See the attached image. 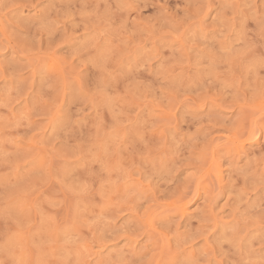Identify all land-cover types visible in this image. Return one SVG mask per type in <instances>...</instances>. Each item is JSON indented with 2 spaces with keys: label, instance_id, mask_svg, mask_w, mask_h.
I'll use <instances>...</instances> for the list:
<instances>
[{
  "label": "rangeland",
  "instance_id": "obj_1",
  "mask_svg": "<svg viewBox=\"0 0 264 264\" xmlns=\"http://www.w3.org/2000/svg\"><path fill=\"white\" fill-rule=\"evenodd\" d=\"M0 264H264V0H0Z\"/></svg>",
  "mask_w": 264,
  "mask_h": 264
}]
</instances>
